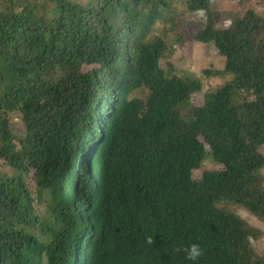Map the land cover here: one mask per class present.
Listing matches in <instances>:
<instances>
[{
  "label": "trees",
  "instance_id": "obj_1",
  "mask_svg": "<svg viewBox=\"0 0 264 264\" xmlns=\"http://www.w3.org/2000/svg\"><path fill=\"white\" fill-rule=\"evenodd\" d=\"M252 1L0 0V264H193L175 251L193 243L197 264H264L237 213L264 228ZM200 9L193 40L224 59L202 71L224 80L212 92L161 67Z\"/></svg>",
  "mask_w": 264,
  "mask_h": 264
},
{
  "label": "rangeland",
  "instance_id": "obj_2",
  "mask_svg": "<svg viewBox=\"0 0 264 264\" xmlns=\"http://www.w3.org/2000/svg\"><path fill=\"white\" fill-rule=\"evenodd\" d=\"M214 4H216V7L221 12L232 13L241 9L239 0H214ZM248 6L264 12V0H253L248 4ZM216 19L222 26H225L227 21H224L220 14H216ZM181 22L183 27L180 30L183 31L184 40L182 42L172 44L170 50L164 53V58L161 61V67L165 71L175 72L180 76L200 77L203 82V92H212L222 86L224 80L218 77L207 76L202 73V71H221L224 67V59L219 56L217 51L213 48V45L207 46L193 40L198 28L201 25L200 16L185 15ZM200 98L201 94L195 97V101L198 102ZM13 120L17 121V119ZM5 128H7V126H5ZM261 152L264 155V148L261 149ZM202 169L216 171L220 170V167L204 163ZM262 174L264 177V170L262 171ZM237 213L239 216L245 218L249 225H254L262 231V238L256 241L253 245L256 252L259 255H262V251H264V228L259 225L260 223L257 219L247 212L238 210Z\"/></svg>",
  "mask_w": 264,
  "mask_h": 264
},
{
  "label": "clouds",
  "instance_id": "obj_3",
  "mask_svg": "<svg viewBox=\"0 0 264 264\" xmlns=\"http://www.w3.org/2000/svg\"><path fill=\"white\" fill-rule=\"evenodd\" d=\"M196 14L198 16H201L202 17V16H204V11L202 9L197 10V13ZM202 146H203V148H202L203 153H207V152L210 151V147H209V144L207 142L202 141ZM210 165H213V164H210ZM220 170H221V168H220ZM217 171H219V170H217ZM146 242L149 245H153L154 239L152 237H148L146 239ZM175 251H177V252H181L182 251L185 254V258L187 260L192 261L193 264H197V262L199 261V259L204 255V250L200 247L199 244H195V243L190 244V245H188L186 247H183V248H179L178 247Z\"/></svg>",
  "mask_w": 264,
  "mask_h": 264
},
{
  "label": "water",
  "instance_id": "obj_4",
  "mask_svg": "<svg viewBox=\"0 0 264 264\" xmlns=\"http://www.w3.org/2000/svg\"><path fill=\"white\" fill-rule=\"evenodd\" d=\"M1 126H2V128H5L6 122H2Z\"/></svg>",
  "mask_w": 264,
  "mask_h": 264
}]
</instances>
